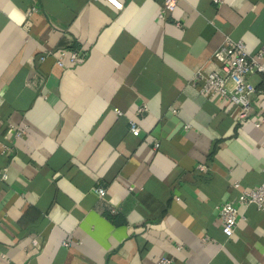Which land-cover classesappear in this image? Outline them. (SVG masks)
I'll list each match as a JSON object with an SVG mask.
<instances>
[{"label":"crops","instance_id":"0c3cea01","mask_svg":"<svg viewBox=\"0 0 264 264\" xmlns=\"http://www.w3.org/2000/svg\"><path fill=\"white\" fill-rule=\"evenodd\" d=\"M162 4L0 0V264H264V210L238 207L228 239L216 211L264 182V93L240 121L191 83L226 38L264 42V0ZM72 49L68 67L38 60Z\"/></svg>","mask_w":264,"mask_h":264},{"label":"built area","instance_id":"2783aa9c","mask_svg":"<svg viewBox=\"0 0 264 264\" xmlns=\"http://www.w3.org/2000/svg\"><path fill=\"white\" fill-rule=\"evenodd\" d=\"M217 2V1H215ZM177 0H163L162 7L158 13L159 19H164L166 15L175 9ZM33 10H36L35 8ZM52 55L56 64L60 67H68L80 62L84 56L79 49L60 50L44 53L38 56L39 61H44L47 56ZM214 57L220 61L218 70L209 72L197 71L191 79V83L196 85L201 83L199 93L207 95L210 98H218L230 103L238 109V119L245 121L249 118L252 103L261 94L264 88L255 87L249 77L252 75L264 76V42H262L255 51H249L241 40H232L226 38L223 43L214 52ZM147 109L143 105L137 109L138 114H142ZM119 115L123 113L116 110ZM264 123V117L261 116L253 121V125L258 128ZM14 138L19 139L28 132V126H14ZM130 133L138 137L141 134V128L136 120L131 119L129 125ZM156 147L159 144L155 145ZM13 149L11 146L4 144L2 148L3 154H11ZM197 169L203 171L205 166L200 164ZM8 173L6 170L0 169V180H7ZM238 187L237 184L234 185ZM96 193L103 197L106 190L103 187L96 189ZM254 205L258 210H264V182L259 183L250 189L240 191L236 201L223 202L216 207L217 215L221 222V232L228 239L235 231L239 221L245 220V217L238 212V207H247ZM203 241L209 240L208 236L202 238ZM33 244L38 248V242L33 240ZM64 247H70L69 241L63 242ZM156 264H171L168 256H162Z\"/></svg>","mask_w":264,"mask_h":264},{"label":"water","instance_id":"95a60500","mask_svg":"<svg viewBox=\"0 0 264 264\" xmlns=\"http://www.w3.org/2000/svg\"><path fill=\"white\" fill-rule=\"evenodd\" d=\"M167 117H168V118H170V116H169V115H168ZM172 121H174V120L172 119Z\"/></svg>","mask_w":264,"mask_h":264}]
</instances>
